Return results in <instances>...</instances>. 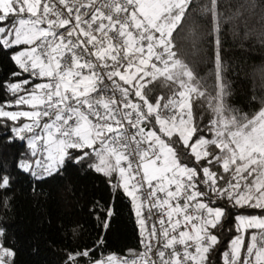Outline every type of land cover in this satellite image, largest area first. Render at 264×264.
I'll use <instances>...</instances> for the list:
<instances>
[{"label":"snow or ice","instance_id":"1","mask_svg":"<svg viewBox=\"0 0 264 264\" xmlns=\"http://www.w3.org/2000/svg\"><path fill=\"white\" fill-rule=\"evenodd\" d=\"M193 2L0 0V54L16 67L0 80L10 96L0 97V126L27 148L15 166L39 181L86 165L130 199L140 229V251L97 257L101 237L64 264H212L226 223L235 234L222 264H264V99L251 113L228 104L220 39L264 0L227 16L219 0ZM193 12L210 18L212 91L182 51ZM157 87L166 95L151 96ZM11 185L0 168V207ZM4 236L0 228V264H14Z\"/></svg>","mask_w":264,"mask_h":264},{"label":"trees","instance_id":"2","mask_svg":"<svg viewBox=\"0 0 264 264\" xmlns=\"http://www.w3.org/2000/svg\"><path fill=\"white\" fill-rule=\"evenodd\" d=\"M207 2L199 0L201 5ZM219 3V11L227 16L244 0H219ZM256 3L260 4V0ZM193 7H196V0ZM262 17L264 7L249 10L242 20L224 24L220 36L222 75L230 90L228 104L249 113L258 110L259 101L264 99ZM210 31V18L193 12L182 33V51L186 62L212 91L215 76L212 41L207 35ZM15 70L8 56L0 54V80H10L9 74ZM160 94L166 95V92L157 87L151 96ZM0 97L10 98L6 89H0ZM193 114L198 120L202 115L205 123L209 119L207 110L197 104L193 105ZM9 135L7 127L0 126V168L12 178L11 189L5 193L11 197L10 206L0 207V228L5 230V246L16 253L14 264H64L68 252L96 248L101 237L103 245L95 252L97 257L101 253L122 255L129 249H141L133 205L122 191H113L108 178L86 165L68 163L61 173L37 181L15 166L16 161L27 153V148L23 141L10 143ZM109 207L113 209V215L105 230L100 225ZM232 211L241 214L239 209ZM258 213L259 210H248L245 214ZM217 234L220 244L211 254L212 264H222L221 253L235 234L233 223H226ZM86 260L83 258L80 264H86Z\"/></svg>","mask_w":264,"mask_h":264},{"label":"built area","instance_id":"3","mask_svg":"<svg viewBox=\"0 0 264 264\" xmlns=\"http://www.w3.org/2000/svg\"><path fill=\"white\" fill-rule=\"evenodd\" d=\"M147 215V214H146ZM129 250H135V251H140L141 249H129ZM128 250V251H129ZM128 251H126V253H124V254H122V255H126V254H128Z\"/></svg>","mask_w":264,"mask_h":264},{"label":"rangeland","instance_id":"4","mask_svg":"<svg viewBox=\"0 0 264 264\" xmlns=\"http://www.w3.org/2000/svg\"><path fill=\"white\" fill-rule=\"evenodd\" d=\"M139 226V225H138Z\"/></svg>","mask_w":264,"mask_h":264}]
</instances>
